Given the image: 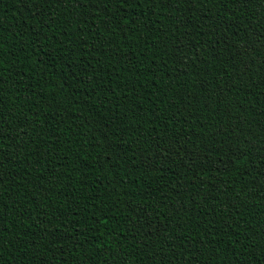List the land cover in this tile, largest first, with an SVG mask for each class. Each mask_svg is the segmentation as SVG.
Instances as JSON below:
<instances>
[{
    "label": "trees",
    "instance_id": "obj_1",
    "mask_svg": "<svg viewBox=\"0 0 264 264\" xmlns=\"http://www.w3.org/2000/svg\"><path fill=\"white\" fill-rule=\"evenodd\" d=\"M122 2L0 0V264H264V0Z\"/></svg>",
    "mask_w": 264,
    "mask_h": 264
},
{
    "label": "snow or ice",
    "instance_id": "obj_2",
    "mask_svg": "<svg viewBox=\"0 0 264 264\" xmlns=\"http://www.w3.org/2000/svg\"><path fill=\"white\" fill-rule=\"evenodd\" d=\"M128 2H129V0H123V2H122L121 5H120L121 8H123L124 4H125V3H128ZM132 2L138 4V3H140V0H132ZM125 20H126V18H125Z\"/></svg>",
    "mask_w": 264,
    "mask_h": 264
}]
</instances>
